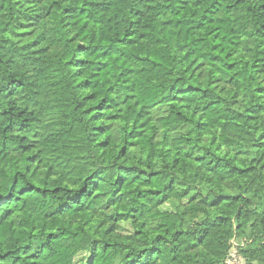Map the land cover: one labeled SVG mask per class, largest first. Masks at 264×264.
Here are the masks:
<instances>
[{"label":"trees","instance_id":"obj_1","mask_svg":"<svg viewBox=\"0 0 264 264\" xmlns=\"http://www.w3.org/2000/svg\"><path fill=\"white\" fill-rule=\"evenodd\" d=\"M232 240L264 264V0H0V264Z\"/></svg>","mask_w":264,"mask_h":264},{"label":"built area","instance_id":"obj_2","mask_svg":"<svg viewBox=\"0 0 264 264\" xmlns=\"http://www.w3.org/2000/svg\"><path fill=\"white\" fill-rule=\"evenodd\" d=\"M232 246L225 260V264H244L243 258L237 252L238 244L235 240H232Z\"/></svg>","mask_w":264,"mask_h":264},{"label":"rangeland","instance_id":"obj_3","mask_svg":"<svg viewBox=\"0 0 264 264\" xmlns=\"http://www.w3.org/2000/svg\"><path fill=\"white\" fill-rule=\"evenodd\" d=\"M169 207V206H168ZM168 207H166V208H168ZM82 257H83V254H79L78 256H76L75 257V262H77V261H80L81 259H82ZM81 262H77V264H80Z\"/></svg>","mask_w":264,"mask_h":264}]
</instances>
